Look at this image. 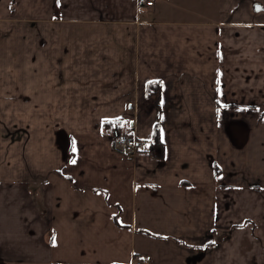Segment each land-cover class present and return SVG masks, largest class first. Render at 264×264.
Masks as SVG:
<instances>
[{
    "label": "crops",
    "instance_id": "1",
    "mask_svg": "<svg viewBox=\"0 0 264 264\" xmlns=\"http://www.w3.org/2000/svg\"><path fill=\"white\" fill-rule=\"evenodd\" d=\"M140 2L0 0V264H264V0Z\"/></svg>",
    "mask_w": 264,
    "mask_h": 264
},
{
    "label": "trees",
    "instance_id": "2",
    "mask_svg": "<svg viewBox=\"0 0 264 264\" xmlns=\"http://www.w3.org/2000/svg\"><path fill=\"white\" fill-rule=\"evenodd\" d=\"M161 88H162V83L161 81H157V80L150 81L146 85L145 95L147 96V98L152 99V102L154 103L155 106L160 105ZM263 114H264V111H263ZM103 127L112 128L114 129L115 132H121L120 121H116V122L105 121L103 122ZM149 152H151V154L155 158H161L163 156V143L160 138V132H159L158 125H156L154 128L153 135L149 143Z\"/></svg>",
    "mask_w": 264,
    "mask_h": 264
},
{
    "label": "built area",
    "instance_id": "3",
    "mask_svg": "<svg viewBox=\"0 0 264 264\" xmlns=\"http://www.w3.org/2000/svg\"><path fill=\"white\" fill-rule=\"evenodd\" d=\"M142 6L151 7L153 0H141ZM113 148L127 156L134 155L139 150L143 149L144 143L134 137L129 136L126 132H115L112 137ZM131 264H146L144 257H134Z\"/></svg>",
    "mask_w": 264,
    "mask_h": 264
},
{
    "label": "snow or ice",
    "instance_id": "4",
    "mask_svg": "<svg viewBox=\"0 0 264 264\" xmlns=\"http://www.w3.org/2000/svg\"><path fill=\"white\" fill-rule=\"evenodd\" d=\"M73 150H75V148H73ZM72 163H75V160H73Z\"/></svg>",
    "mask_w": 264,
    "mask_h": 264
},
{
    "label": "rangeland",
    "instance_id": "5",
    "mask_svg": "<svg viewBox=\"0 0 264 264\" xmlns=\"http://www.w3.org/2000/svg\"><path fill=\"white\" fill-rule=\"evenodd\" d=\"M112 134H114V133H112ZM112 134H111V135H112ZM250 228L252 229V226H250ZM253 231H254V230H253Z\"/></svg>",
    "mask_w": 264,
    "mask_h": 264
}]
</instances>
